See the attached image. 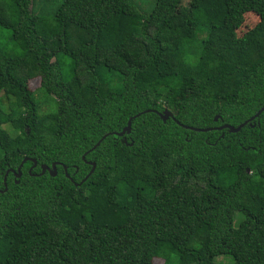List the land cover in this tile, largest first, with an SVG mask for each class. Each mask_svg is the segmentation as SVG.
<instances>
[{"label": "trees", "instance_id": "trees-1", "mask_svg": "<svg viewBox=\"0 0 264 264\" xmlns=\"http://www.w3.org/2000/svg\"><path fill=\"white\" fill-rule=\"evenodd\" d=\"M154 1L0 0V264H264V0Z\"/></svg>", "mask_w": 264, "mask_h": 264}, {"label": "rangeland", "instance_id": "rangeland-1", "mask_svg": "<svg viewBox=\"0 0 264 264\" xmlns=\"http://www.w3.org/2000/svg\"><path fill=\"white\" fill-rule=\"evenodd\" d=\"M44 1L45 0H34V6L38 7L37 11H39V9L42 7V6L39 7V5H41V3H43ZM189 1L190 0H181V3L178 7L177 12L180 14L187 13L188 8H189ZM49 2L53 8H56L57 6L60 5L62 0H49ZM132 2L134 3L136 8L142 14H149L150 11L153 9L154 4H155L154 0H132ZM124 17H126V16H124ZM258 22H259V18L254 13L244 14V22L240 26V28L237 30V36L241 37L248 30L252 29ZM123 26L128 28L129 20L122 18L121 23H120V27L123 28ZM0 46L2 48H4L6 50V52L16 54L14 52V50H16V49H14L13 44L10 42V33L7 30H1L0 29ZM189 62L194 64L196 62V59L193 58ZM33 74H34L33 75L34 77L31 81H29V84H28L29 89L31 91H35L36 98L40 101V113H45L47 111L50 112V108L48 106H46L44 103V98H43L42 93L38 91L39 86H40V81H41L43 75L41 73H39L37 69L33 70ZM4 129H5V133L2 136H0V142L6 140L7 138H9L11 136H13V132L11 131V129L8 126H6ZM237 224H238V221L236 220L234 222V225L236 226ZM154 263L155 264H162V261L161 260H154Z\"/></svg>", "mask_w": 264, "mask_h": 264}, {"label": "water", "instance_id": "water-1", "mask_svg": "<svg viewBox=\"0 0 264 264\" xmlns=\"http://www.w3.org/2000/svg\"><path fill=\"white\" fill-rule=\"evenodd\" d=\"M146 112H149V111H146ZM262 112H264V107L261 108V109H260V110H259V111H258L253 117H251L248 121H246V122L240 124V125H239L238 127H236V128H234V127H232V126H228V125H226V126H222V127L216 128V130L228 129L231 133H238V132H239V131H240L245 125H247L249 122H251V121L257 119V118L260 116V114H261ZM142 114H143V113H142ZM140 115H141V114H138V115L132 117L131 119H129L126 128H125L120 134H114V135H117V136H119V137H122L124 134L129 133V132H130V127H131V122H132V120L135 119V118H137V117H139ZM159 116L161 117V119H162L163 121H166L167 119H173V120H174V118H172L173 116H172L171 113L168 112V111H166L164 114H159ZM216 119H217V118H215V120H216ZM174 122H175L178 126L184 128V129H186V130L193 131V132H201V133H204V132H208V131L213 130V129H197V128H193V127H188V126L181 125L179 122H177V121H175V120H174ZM107 136H109V135H108V134L104 135V136H103V137H102V138L96 143V145L91 149V151H93L95 148H97V147L100 145V143H101V142H102ZM124 142H126V141L124 140ZM89 152H90V151H89ZM87 153H88V152H87ZM87 153H86V154H87ZM86 154L82 157L83 160L85 159ZM27 160L32 161V163H33V167H35V166L37 165L36 161L33 160V159H24V160L22 161V163L20 164V166L18 167V169H17L16 178H19V177H20V169H21L23 163H24L25 161H27ZM90 164L92 165V169H91L90 173L87 175V177H86V178H85L80 184H77L78 186H80L83 182H85V181L89 178V176L94 172L95 164H94V163H90ZM57 165H58L57 163H54V164H52L51 168H49V167H47V166H45V165L42 166V167H41V174H45L46 172H48L52 177H55V176H56V166H57Z\"/></svg>", "mask_w": 264, "mask_h": 264}]
</instances>
